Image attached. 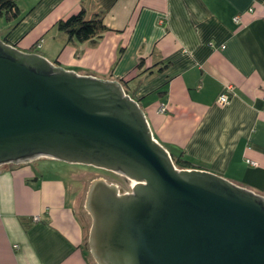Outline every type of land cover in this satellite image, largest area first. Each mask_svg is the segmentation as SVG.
<instances>
[{
	"label": "crops",
	"instance_id": "crops-1",
	"mask_svg": "<svg viewBox=\"0 0 264 264\" xmlns=\"http://www.w3.org/2000/svg\"><path fill=\"white\" fill-rule=\"evenodd\" d=\"M17 3L21 14L6 20L1 38L25 51L36 44L80 74L124 79L172 156L264 194V0ZM82 8L109 29L83 43L58 29L63 40L50 51L46 32ZM228 84L229 101L221 103ZM76 203L64 179L39 174L29 162L1 166L0 264H97Z\"/></svg>",
	"mask_w": 264,
	"mask_h": 264
},
{
	"label": "water",
	"instance_id": "water-1",
	"mask_svg": "<svg viewBox=\"0 0 264 264\" xmlns=\"http://www.w3.org/2000/svg\"><path fill=\"white\" fill-rule=\"evenodd\" d=\"M50 157L116 172L85 209L97 264H264V195L178 167L121 80L80 74L0 37V167Z\"/></svg>",
	"mask_w": 264,
	"mask_h": 264
},
{
	"label": "rangeland",
	"instance_id": "rangeland-1",
	"mask_svg": "<svg viewBox=\"0 0 264 264\" xmlns=\"http://www.w3.org/2000/svg\"><path fill=\"white\" fill-rule=\"evenodd\" d=\"M6 22V19L0 16V35H4L2 34L4 31L6 32ZM45 37V44L47 45V47L50 48V51L57 50L60 46L59 42H62L63 40L57 26L53 27V29H50L48 32H46ZM29 163L32 164L33 168L37 171V173L45 174V176L59 177L61 179H64V182L67 183V185L69 186V194H72L73 198H75V200L77 201L76 204L79 213L85 221L86 245L88 244V236L92 219L87 210L85 209V199L91 181L94 178L102 177L105 178L108 182L116 183L119 186L125 187L127 190L130 189L131 182L125 179L120 174L104 168L95 167L93 165L82 163H70L50 157H39L30 161ZM90 258L93 259L91 254Z\"/></svg>",
	"mask_w": 264,
	"mask_h": 264
},
{
	"label": "trees",
	"instance_id": "trees-1",
	"mask_svg": "<svg viewBox=\"0 0 264 264\" xmlns=\"http://www.w3.org/2000/svg\"><path fill=\"white\" fill-rule=\"evenodd\" d=\"M21 8L17 0H0V16L4 17L7 21H14L19 18ZM58 29L63 31L69 41L77 40L78 42L92 41L96 42L102 35L109 29L101 16L94 18H87L86 11L82 8L77 13H74L66 18H60L56 21ZM7 41V39L5 38ZM8 42V41H7ZM32 52H38L37 45H33ZM144 65V59L141 58L137 64V68ZM150 68H148L149 70ZM122 84L128 94H130L124 85V79L121 80ZM131 95V94H130ZM132 96V95H131ZM175 164L180 168H194L196 167L190 160L184 156L174 157ZM88 245V244H87ZM86 246L87 251L90 253L89 245Z\"/></svg>",
	"mask_w": 264,
	"mask_h": 264
},
{
	"label": "built area",
	"instance_id": "built-area-1",
	"mask_svg": "<svg viewBox=\"0 0 264 264\" xmlns=\"http://www.w3.org/2000/svg\"><path fill=\"white\" fill-rule=\"evenodd\" d=\"M235 20L238 21L239 20V16L235 17ZM233 90V86L231 84H228L225 86L224 90L221 92L220 96H219V101L221 103H226L229 101V94L230 92H232ZM159 111L160 112H165L166 111V106L165 104H161V106L159 107ZM251 164L253 165H257V162L255 161H251V160H248ZM131 185L133 184V181H131L130 183ZM38 218V216L36 217Z\"/></svg>",
	"mask_w": 264,
	"mask_h": 264
}]
</instances>
